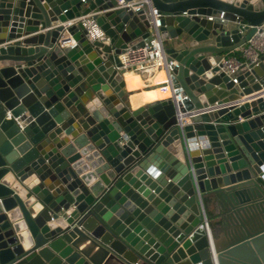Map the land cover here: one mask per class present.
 <instances>
[{
  "label": "water",
  "instance_id": "water-1",
  "mask_svg": "<svg viewBox=\"0 0 264 264\" xmlns=\"http://www.w3.org/2000/svg\"><path fill=\"white\" fill-rule=\"evenodd\" d=\"M115 3L0 0V264H264V51L220 68L264 0H151L181 98L136 106L121 54L153 27Z\"/></svg>",
  "mask_w": 264,
  "mask_h": 264
},
{
  "label": "built area",
  "instance_id": "built-area-1",
  "mask_svg": "<svg viewBox=\"0 0 264 264\" xmlns=\"http://www.w3.org/2000/svg\"><path fill=\"white\" fill-rule=\"evenodd\" d=\"M84 1V0H82ZM127 8L133 11L144 10L145 15L149 18L153 29L151 32L152 38L149 41H145L144 44L134 50L127 51L121 54V64L120 68L129 70L132 68H142L143 70L152 69H161L167 73L168 69L172 67V62H167L165 59V52L163 48V42L159 30L161 25L162 12L159 9L152 5L151 0H116L114 8ZM101 10L94 9L86 13H81L72 18L67 19L63 22L62 35L68 34L70 37L66 40H60V46L71 45L75 41L71 37V34L67 30V26L73 23L80 22L81 25L85 28L87 34L92 38H99L103 36L104 30L99 25L96 14L100 13ZM222 13V12H221ZM209 18L218 17L220 20L224 18L220 14H211ZM66 36V35H64ZM264 51V22L257 25L256 31L248 38L245 43L244 48L242 49L243 60H240L237 56L234 55H224L221 57V70L231 76V79L234 82H237L236 75L239 72V67L241 62H246L248 64L256 63L259 57V54ZM166 73L163 75L162 82L158 87L160 92L167 91V95H160L162 98L172 97L175 101L181 98L180 92L174 93L171 80L169 76H166ZM215 105V104H213ZM213 105H208L199 109L190 110L191 113L206 110L212 107ZM9 115V114H8ZM14 119L18 122V116H15ZM188 121L185 118H179L178 124L183 126L184 123ZM203 223L205 226L206 234L208 240H211V231L207 219L206 210L201 206Z\"/></svg>",
  "mask_w": 264,
  "mask_h": 264
},
{
  "label": "crops",
  "instance_id": "crops-1",
  "mask_svg": "<svg viewBox=\"0 0 264 264\" xmlns=\"http://www.w3.org/2000/svg\"><path fill=\"white\" fill-rule=\"evenodd\" d=\"M64 35L68 36V34ZM179 38H181V36ZM234 51H242V49L236 48L223 54L236 56ZM163 75L161 69L150 68L148 70H143L142 68H132L126 70L123 73L125 79L124 87L126 91H128L127 97L131 101V104L136 106L145 102L161 99L162 96L159 95L160 91L158 90V87L162 82ZM254 93L255 92H252L247 95L250 96ZM208 213L210 214L209 211ZM216 223L218 224L219 222Z\"/></svg>",
  "mask_w": 264,
  "mask_h": 264
},
{
  "label": "trees",
  "instance_id": "trees-1",
  "mask_svg": "<svg viewBox=\"0 0 264 264\" xmlns=\"http://www.w3.org/2000/svg\"><path fill=\"white\" fill-rule=\"evenodd\" d=\"M234 53L236 54V56H237L240 60H243V56H242V52H241V51H234Z\"/></svg>",
  "mask_w": 264,
  "mask_h": 264
},
{
  "label": "bare ground",
  "instance_id": "bare-ground-1",
  "mask_svg": "<svg viewBox=\"0 0 264 264\" xmlns=\"http://www.w3.org/2000/svg\"><path fill=\"white\" fill-rule=\"evenodd\" d=\"M164 77V76H163ZM168 94V92L167 91H165V92H160L159 93V95H167Z\"/></svg>",
  "mask_w": 264,
  "mask_h": 264
}]
</instances>
